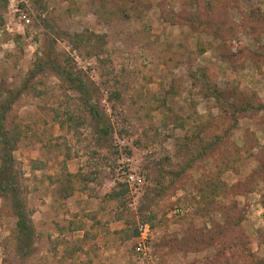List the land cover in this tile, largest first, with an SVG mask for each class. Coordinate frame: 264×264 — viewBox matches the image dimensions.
I'll return each instance as SVG.
<instances>
[{
  "label": "rangeland",
  "instance_id": "obj_1",
  "mask_svg": "<svg viewBox=\"0 0 264 264\" xmlns=\"http://www.w3.org/2000/svg\"><path fill=\"white\" fill-rule=\"evenodd\" d=\"M8 91L33 236L0 196V264H264V0H0Z\"/></svg>",
  "mask_w": 264,
  "mask_h": 264
},
{
  "label": "trees",
  "instance_id": "obj_2",
  "mask_svg": "<svg viewBox=\"0 0 264 264\" xmlns=\"http://www.w3.org/2000/svg\"><path fill=\"white\" fill-rule=\"evenodd\" d=\"M43 27L49 32L52 37V42L59 38H64L73 48L77 49L78 46L88 45L91 43V37L82 36L76 33L68 34L65 32L58 31L54 27H47L43 23ZM65 71H59V77L66 81L83 100V104L87 110L91 113H95L94 107L90 104L88 90L85 84L78 79L73 77L71 74L64 73ZM7 96L0 102V196L6 198L9 202L11 214L14 218V225L16 230V250L21 255L28 253V248L32 241L33 229L29 220V213L25 209L24 202L21 198V192L19 190L18 183L16 181V171L14 166V159L12 152L15 149V145L18 141L16 132L9 133L4 125L5 115L15 100V93L7 92ZM203 189L200 196H203L205 189H212L214 186L209 182H204ZM122 187V186H120ZM124 190L119 189L118 191L112 190L107 198L114 200L119 195L123 194ZM137 231L131 234V237L137 236ZM253 258L255 264H260V259Z\"/></svg>",
  "mask_w": 264,
  "mask_h": 264
},
{
  "label": "built area",
  "instance_id": "obj_3",
  "mask_svg": "<svg viewBox=\"0 0 264 264\" xmlns=\"http://www.w3.org/2000/svg\"><path fill=\"white\" fill-rule=\"evenodd\" d=\"M139 180L140 179L134 177L133 175L127 174L125 182L128 185V187L131 188L133 185H136L138 187ZM147 236H148V225L144 223L140 225V227L138 228V235L135 237L136 242L134 243L135 244L134 250L143 258L146 254L145 243L147 240Z\"/></svg>",
  "mask_w": 264,
  "mask_h": 264
}]
</instances>
